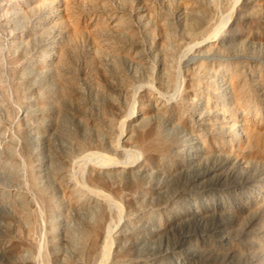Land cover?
<instances>
[{"label": "rangeland", "instance_id": "1", "mask_svg": "<svg viewBox=\"0 0 264 264\" xmlns=\"http://www.w3.org/2000/svg\"><path fill=\"white\" fill-rule=\"evenodd\" d=\"M236 71L264 0H0V264H264Z\"/></svg>", "mask_w": 264, "mask_h": 264}, {"label": "bare ground", "instance_id": "2", "mask_svg": "<svg viewBox=\"0 0 264 264\" xmlns=\"http://www.w3.org/2000/svg\"><path fill=\"white\" fill-rule=\"evenodd\" d=\"M234 78L235 93L241 104L240 121L245 128L243 130L244 135L239 134L237 139L249 140V138L251 137V130H260L262 128L264 118L260 116L257 110L253 109L251 96L249 95L247 88L243 85L242 79L237 71L234 74ZM106 157L111 156L106 155Z\"/></svg>", "mask_w": 264, "mask_h": 264}]
</instances>
